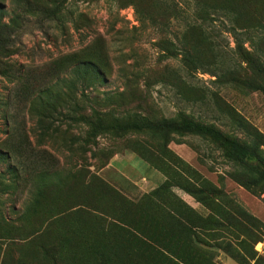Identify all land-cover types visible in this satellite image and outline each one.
I'll return each mask as SVG.
<instances>
[{
  "label": "rangeland",
  "instance_id": "rangeland-1",
  "mask_svg": "<svg viewBox=\"0 0 264 264\" xmlns=\"http://www.w3.org/2000/svg\"><path fill=\"white\" fill-rule=\"evenodd\" d=\"M0 4V264H168V249L170 264H264V168L172 126L264 137V95L216 81L243 72L233 29L264 27V0ZM161 42L187 43L203 70L161 61ZM84 60L100 77L76 75Z\"/></svg>",
  "mask_w": 264,
  "mask_h": 264
},
{
  "label": "trees",
  "instance_id": "trees-1",
  "mask_svg": "<svg viewBox=\"0 0 264 264\" xmlns=\"http://www.w3.org/2000/svg\"><path fill=\"white\" fill-rule=\"evenodd\" d=\"M21 1V0H18ZM199 5V4H198ZM200 12H202L200 10ZM7 15V11L0 4V21L5 18ZM262 20L260 17H256L253 23L249 26V28L243 33H239L236 29L234 30V35L237 37L236 47L234 53L240 59L241 64L239 63V67L243 71L240 75H237V72L231 71L229 68H225L224 65L220 66V68L224 69L221 75L217 78L221 85H235L241 88L250 89L252 91L260 92L264 95V27L262 26ZM1 23V22H0ZM248 37V46L244 43L240 42L239 37L241 36ZM204 39L210 41L208 45L212 49L214 55L219 59L222 57L221 53V45L213 41L214 38L220 37V35L215 36L214 31L209 33L208 31H203ZM158 48L161 49L162 53L160 55L161 61H178L181 64V68L186 71V73L193 75L194 73L203 70L201 63L192 55L191 47L187 43H166L161 42L156 44ZM9 44H1V48L8 50ZM76 75L80 76L82 79H86L88 77H100L101 75V67L100 64L96 60H84L80 61L78 65L75 67ZM174 73H178L174 71ZM78 82H81L75 79L70 84L75 85ZM232 121V124L236 125L238 128L243 130H248L250 127L248 124L244 123L241 118L238 117H229ZM169 123V121H165ZM103 123L99 122L97 127H103ZM173 129L177 131H181L184 133H191L195 135H200L205 139L211 140L215 142L219 148L223 152V156L232 164L235 165H245L248 161H256L257 164L264 168V149L260 147V143L258 141L259 138H264L260 135L256 136L252 141H247L246 139L237 137L235 134L227 133L226 131L211 126V125H203L192 121L188 118H183L179 125L173 123ZM168 127V126H167ZM108 127L104 126V130ZM17 171V170H16ZM255 177V175H252ZM261 177L264 178L263 172ZM234 178L246 187L249 191L255 192V187L258 183L257 179H247L241 171H239ZM194 243V242H193ZM197 251L200 250L198 247L197 241H195ZM45 245V244H44ZM55 247V246H53ZM193 248V247H192ZM205 254H211L209 251L200 250ZM51 252V251H50ZM166 252V254H165ZM165 252L160 253V259L162 261L170 264L168 259V255H172L171 250H165ZM151 253H155L151 250ZM52 254L55 259L62 261L60 253L57 250H53ZM156 254V253H155ZM119 260L118 253L116 254ZM182 264H196L194 262L182 261Z\"/></svg>",
  "mask_w": 264,
  "mask_h": 264
}]
</instances>
